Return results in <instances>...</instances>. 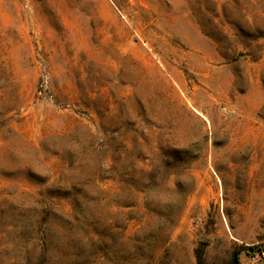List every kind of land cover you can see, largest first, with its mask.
<instances>
[{
	"label": "rangeland",
	"instance_id": "1",
	"mask_svg": "<svg viewBox=\"0 0 264 264\" xmlns=\"http://www.w3.org/2000/svg\"><path fill=\"white\" fill-rule=\"evenodd\" d=\"M0 264H264V0H0Z\"/></svg>",
	"mask_w": 264,
	"mask_h": 264
},
{
	"label": "trees",
	"instance_id": "2",
	"mask_svg": "<svg viewBox=\"0 0 264 264\" xmlns=\"http://www.w3.org/2000/svg\"><path fill=\"white\" fill-rule=\"evenodd\" d=\"M74 200H78V198L76 197ZM36 203L39 206V213L42 215L38 217L37 221H33L32 226L37 224V229H39L38 239L43 245V252H47L49 249L45 246V243L58 235L57 229L65 219H63L62 215H57L53 212L49 202H46L43 196L40 200L36 199ZM29 226L31 227V225ZM197 261L200 262L199 256Z\"/></svg>",
	"mask_w": 264,
	"mask_h": 264
},
{
	"label": "built area",
	"instance_id": "3",
	"mask_svg": "<svg viewBox=\"0 0 264 264\" xmlns=\"http://www.w3.org/2000/svg\"><path fill=\"white\" fill-rule=\"evenodd\" d=\"M254 257H251V259H253Z\"/></svg>",
	"mask_w": 264,
	"mask_h": 264
}]
</instances>
